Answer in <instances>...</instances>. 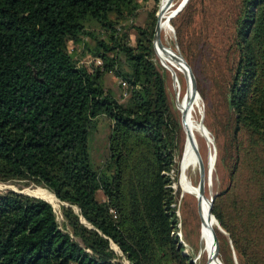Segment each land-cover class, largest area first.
I'll return each mask as SVG.
<instances>
[{
    "label": "trees",
    "instance_id": "trees-1",
    "mask_svg": "<svg viewBox=\"0 0 264 264\" xmlns=\"http://www.w3.org/2000/svg\"><path fill=\"white\" fill-rule=\"evenodd\" d=\"M141 1L0 0V182L26 179L67 203L59 222L49 198L0 189V264H194L175 234L180 119L156 65L157 8L133 42L120 28ZM170 23L183 50L201 43L227 63L228 184L211 214L226 264L232 252L264 264V0H187ZM107 72L125 81L123 100ZM99 115L111 124L96 168Z\"/></svg>",
    "mask_w": 264,
    "mask_h": 264
},
{
    "label": "rangeland",
    "instance_id": "rangeland-1",
    "mask_svg": "<svg viewBox=\"0 0 264 264\" xmlns=\"http://www.w3.org/2000/svg\"><path fill=\"white\" fill-rule=\"evenodd\" d=\"M182 2L183 0H165L163 5V19L160 25V38L163 44L174 48V51L177 50L176 52L182 54L187 62L189 60L188 64L196 82V92L192 89V81L191 86L189 85L186 71L176 57L168 51L167 48L163 49L156 46V65L164 79L168 101L172 105V110L180 119V127L177 136V144L180 151L178 157V174L177 180L173 183V187L177 193L176 207L179 220L175 228V234L178 236V241L186 247L183 252L192 257V259L195 256L198 257L197 261L193 262L194 264H204L205 262L208 264H216L209 255L207 238L208 216L204 209L203 202L199 197L194 195L191 190L185 189L183 186L180 187V174L185 164V175L189 182L199 189L198 157L192 162L194 140L192 143L190 142L187 131L183 125V116L186 109V101L189 97L188 95L191 93L189 125L197 140V147L206 167V173L208 174L203 194L210 201V197H212L215 192L225 188L228 184L227 168L220 160L222 153L220 148L225 140V120L223 119L225 117L226 108L223 101V83L225 82L224 75L226 73L227 63L224 61L223 64L219 58L214 60L213 57H219L220 52L215 49L212 51L202 48L201 43L196 45L190 42L188 48L185 50L181 48L178 43L175 28L170 23V20L176 14L175 12L183 6ZM155 7L157 8L155 12V19L157 20V12H161L158 11L161 5L159 8V3L155 5L153 0H145L141 1L139 8L132 18L121 22L120 28L122 31H127L131 42L134 41L136 34L134 26H144L151 21L149 13ZM228 9L227 5L224 11L226 12ZM202 13L203 15L198 12L200 24H203L204 21V19H202L204 11ZM72 47L73 45L70 43V48ZM213 52L214 54H212ZM90 61L91 56L88 54L82 56L80 60L81 63L85 64H89ZM118 82V77L113 72H107L105 74L106 86L111 88L115 95L123 100L124 97L122 96L126 92ZM110 124V118L106 115H99L95 127L90 130V162L92 166L96 168L102 166L108 152ZM189 151L190 153L186 155ZM5 188L49 198L52 201V207L56 213L57 220L59 222L63 220L62 205L67 203L59 200L47 187L29 182L26 179H13L0 182V189ZM97 196L99 198L102 197L100 191L97 193ZM206 203L205 201V205ZM74 207L76 208V206ZM216 222L212 217L211 237L214 250L216 243L213 231H215V226L220 229ZM227 240L228 237L226 233H223V235L218 238L219 251L217 255L222 264H226L225 260L229 254L228 250H226ZM112 246L119 252L114 243H112ZM231 255L234 259V264H238L235 254L232 252ZM121 264L128 263L122 258Z\"/></svg>",
    "mask_w": 264,
    "mask_h": 264
},
{
    "label": "bare ground",
    "instance_id": "bare-ground-1",
    "mask_svg": "<svg viewBox=\"0 0 264 264\" xmlns=\"http://www.w3.org/2000/svg\"><path fill=\"white\" fill-rule=\"evenodd\" d=\"M164 2H165V0H162V2H161V8L159 10V12L160 11L161 12L158 13V16H159L158 17L159 29H161V26L160 25H161L162 19H163V5H164ZM158 48H162V47L158 46ZM163 49H166V48H163ZM167 50L170 51L176 57V59L179 61V63L182 65V67L186 71L188 83L191 86V80H190L191 77L189 76L187 67L184 65L183 61L177 56L179 53H177L176 51H174L171 48H167ZM188 96L189 97L187 98V101H186V109L184 111V116H183V125H184V127H185V129L187 131V134H188V137L190 139V142L192 143L193 140H194V154H193V157H192V162H194L197 159V157H198L197 154H196V152H195V146L197 147V140H196V138H195V136L193 134V131L191 130L190 125H189V110H190V102H191V93H189ZM197 149H198V147H197ZM189 153H190V151L187 152L186 155H188ZM184 166H185V164H184ZM184 166H183V169H182L181 174H180V180H181L182 186L185 189L191 190L194 195H196L197 197H199L202 200L204 209H205V211L207 213V216H208L207 238H208V245H209V255H210L211 259L216 262V264H222L221 261H220V259H219V257H218V255L215 253L214 246H213V240H212V237H211L212 236L211 235V225H212L211 224V220H212V217H213L214 220H215V222H216V219L211 214V211H210V201L205 197V195L203 194V192L201 193L198 188H196L195 186H193L189 182L187 176L185 175ZM205 201L207 202L206 205H205Z\"/></svg>",
    "mask_w": 264,
    "mask_h": 264
},
{
    "label": "water",
    "instance_id": "water-1",
    "mask_svg": "<svg viewBox=\"0 0 264 264\" xmlns=\"http://www.w3.org/2000/svg\"><path fill=\"white\" fill-rule=\"evenodd\" d=\"M185 2H186V0H183L182 5H184ZM158 17L159 16H158V12H157V20H156V23H155V26H154V38H153L155 51H156V46H160L162 48H172L170 46H167V45L163 44V42L161 41L160 29H159V25H158ZM172 49L175 50L174 48H172ZM177 56L183 61L184 65L187 67L189 76L191 77V81H192V89H193L194 92H196L197 89H196L195 78H194V75H193V73H192V71L190 69V66H189L188 62L185 60V58L182 56V54L179 53ZM195 152H196V154L198 156V163H199V182H198V186H199V191L202 193L204 191L205 181H206V179H208V174L206 173V167H205L204 162H203V160L201 158L200 152H199V150L197 149L196 146H195ZM19 192H22V191H19ZM27 194H29V193H27ZM38 197H40V196H38ZM211 205H212V197H210V211H211ZM214 239H215V243H216V252L215 253L217 254L218 251H219V242H218V237H217V234H216L215 231H214ZM204 264H208V263L205 262Z\"/></svg>",
    "mask_w": 264,
    "mask_h": 264
},
{
    "label": "built area",
    "instance_id": "built-area-1",
    "mask_svg": "<svg viewBox=\"0 0 264 264\" xmlns=\"http://www.w3.org/2000/svg\"><path fill=\"white\" fill-rule=\"evenodd\" d=\"M118 81H121V80H119V79H118ZM121 82H122V84H125V81H123V80H122ZM197 259H198V257H197V256H195V257H194L192 260H193V262H196V261H197ZM195 264H196V263H195Z\"/></svg>",
    "mask_w": 264,
    "mask_h": 264
},
{
    "label": "crops",
    "instance_id": "crops-1",
    "mask_svg": "<svg viewBox=\"0 0 264 264\" xmlns=\"http://www.w3.org/2000/svg\"><path fill=\"white\" fill-rule=\"evenodd\" d=\"M126 260V259H125ZM127 261V260H126ZM127 263H128V261H127ZM129 264V263H128Z\"/></svg>",
    "mask_w": 264,
    "mask_h": 264
}]
</instances>
